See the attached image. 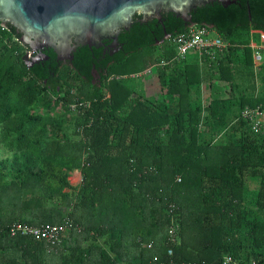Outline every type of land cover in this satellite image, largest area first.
<instances>
[{
	"label": "trees",
	"instance_id": "1",
	"mask_svg": "<svg viewBox=\"0 0 264 264\" xmlns=\"http://www.w3.org/2000/svg\"><path fill=\"white\" fill-rule=\"evenodd\" d=\"M234 18L208 27L224 49L153 68L143 94L126 79L172 59L189 27L92 85L67 65L43 82L0 26V264H264V125L240 117L264 108L250 47L264 21ZM64 219L56 245L9 234Z\"/></svg>",
	"mask_w": 264,
	"mask_h": 264
},
{
	"label": "water",
	"instance_id": "2",
	"mask_svg": "<svg viewBox=\"0 0 264 264\" xmlns=\"http://www.w3.org/2000/svg\"><path fill=\"white\" fill-rule=\"evenodd\" d=\"M236 13L264 21V0H0V26L30 53V72L44 82L67 65L92 85L128 51L194 24L223 29Z\"/></svg>",
	"mask_w": 264,
	"mask_h": 264
},
{
	"label": "built area",
	"instance_id": "3",
	"mask_svg": "<svg viewBox=\"0 0 264 264\" xmlns=\"http://www.w3.org/2000/svg\"><path fill=\"white\" fill-rule=\"evenodd\" d=\"M211 33L212 31L209 30L208 27H197L193 25L189 27L187 32L178 34L170 40L169 36H167L166 39L171 41L174 46L175 56L170 60H161L153 67L144 70L141 74L150 75L155 67L165 66L173 61H184L190 52H197L199 54L204 52L207 55L213 56L214 51H221L225 48V44L219 37L211 36ZM255 33L262 35L261 39H259L261 44L257 45L254 43L253 39H251L250 47L252 48L254 64H259L264 58V34L251 32L252 38ZM26 53H28V51ZM240 117L251 123L254 133L260 132L261 127L264 125V109L260 107H245L240 112ZM70 227L71 221L68 219H64L61 224H44L41 226H31L25 223L16 222L9 227V234L10 236H31L36 240H44L51 245H56L61 242L64 232ZM168 254L171 255V251H168ZM224 263L235 264L232 263V260L228 257L225 258Z\"/></svg>",
	"mask_w": 264,
	"mask_h": 264
},
{
	"label": "rangeland",
	"instance_id": "4",
	"mask_svg": "<svg viewBox=\"0 0 264 264\" xmlns=\"http://www.w3.org/2000/svg\"><path fill=\"white\" fill-rule=\"evenodd\" d=\"M211 34H213V32H212ZM253 41H254V43H256L257 45H260V44H261V43H260V40H259V38H258V36H255L254 39H253ZM27 55H29V56H26L27 59H29V57H30L29 52L27 53ZM137 65H138V63H135L134 66H137ZM134 66H126L125 69H130L131 67H134ZM125 69H123V70H125ZM131 69H132V68H131ZM120 70H122V69H120ZM143 72H144V70H143L141 73H143ZM141 73H138V74L136 75V77H138V79H135V78L126 79V83H127V84H133V85H137V87H139V88H135L138 94H143L142 89L144 90L145 85H146V86L149 85L150 83H152V81H153V79H154V76H153V75L143 76ZM152 76H153V78H151ZM125 77H126V76H125ZM138 81H139V83H138ZM144 82H145V83H144ZM137 83H138V84H137ZM143 83H144V84H143ZM138 85H139V86H138ZM150 85H151V84H150ZM135 87H136V86H135ZM55 115H57V113H55ZM0 153H1L0 159H3V158H5V157H7V154L4 153L3 151H0ZM73 173H74V172H71L69 181L71 182V184H72L73 186H75V185L78 184V182H79V178H80V177H79V175H78L77 172H76V174H73ZM251 185H253V187L250 188V189L253 190V188H254V182H253V181L251 182Z\"/></svg>",
	"mask_w": 264,
	"mask_h": 264
},
{
	"label": "crops",
	"instance_id": "5",
	"mask_svg": "<svg viewBox=\"0 0 264 264\" xmlns=\"http://www.w3.org/2000/svg\"><path fill=\"white\" fill-rule=\"evenodd\" d=\"M212 32H213V31H212ZM211 36L214 37V36H216V34L213 32V34H211ZM255 36H258L259 39H261V37H262V35H260V34H256V33H255V34L253 35V39H254ZM255 108H256V107H255ZM262 109H264V108H262ZM73 172H74L73 174H76V172L78 173V175H79V177H80V178H79V182H80V180H81L80 172H79L78 170H74ZM70 174H71V173H70ZM69 179H70V177H69ZM69 182H70V181H69ZM79 182H78V184H79ZM70 184H71V182H70ZM78 184H77V185H78ZM71 185H72V184H71ZM77 185H75V186H77ZM72 186H73V185H72Z\"/></svg>",
	"mask_w": 264,
	"mask_h": 264
},
{
	"label": "flooded vegetation",
	"instance_id": "6",
	"mask_svg": "<svg viewBox=\"0 0 264 264\" xmlns=\"http://www.w3.org/2000/svg\"><path fill=\"white\" fill-rule=\"evenodd\" d=\"M26 59H27V57H26ZM29 59H30V57H29ZM29 59H28V60H29ZM28 62L30 63V60H29Z\"/></svg>",
	"mask_w": 264,
	"mask_h": 264
},
{
	"label": "bare ground",
	"instance_id": "7",
	"mask_svg": "<svg viewBox=\"0 0 264 264\" xmlns=\"http://www.w3.org/2000/svg\"><path fill=\"white\" fill-rule=\"evenodd\" d=\"M224 51H225V50H224ZM225 52H226V51H225ZM225 52H223V53H225ZM223 53H222V54H223Z\"/></svg>",
	"mask_w": 264,
	"mask_h": 264
}]
</instances>
